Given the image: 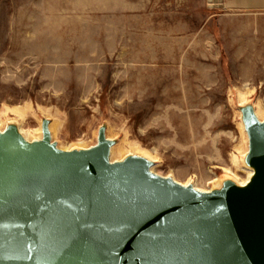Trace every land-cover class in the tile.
<instances>
[{
	"label": "rangeland",
	"instance_id": "1",
	"mask_svg": "<svg viewBox=\"0 0 264 264\" xmlns=\"http://www.w3.org/2000/svg\"><path fill=\"white\" fill-rule=\"evenodd\" d=\"M249 110L264 122V9L0 0L5 131L21 124L35 137L42 127L43 138L47 127L51 142L75 150L104 133L117 162L141 156L161 176L218 191L254 170Z\"/></svg>",
	"mask_w": 264,
	"mask_h": 264
},
{
	"label": "water",
	"instance_id": "2",
	"mask_svg": "<svg viewBox=\"0 0 264 264\" xmlns=\"http://www.w3.org/2000/svg\"><path fill=\"white\" fill-rule=\"evenodd\" d=\"M244 186L205 192L86 151L0 134V264H264V122L249 110Z\"/></svg>",
	"mask_w": 264,
	"mask_h": 264
},
{
	"label": "bare ground",
	"instance_id": "3",
	"mask_svg": "<svg viewBox=\"0 0 264 264\" xmlns=\"http://www.w3.org/2000/svg\"><path fill=\"white\" fill-rule=\"evenodd\" d=\"M242 97H243V95H242ZM241 101H244V99L243 98H241ZM27 111H29V110H27ZM7 112V111H6ZM14 112H16V111H14ZM20 112H25V111H20ZM14 114V113H13ZM24 114V113H23ZM14 115H16L17 116V114H14ZM4 117V116H3ZM20 117H21V120H22V122H24V115H20ZM5 119V118H4ZM10 122V121H9ZM12 122V121H11ZM4 123V122H3ZM2 126V125H1ZM4 126V125H3ZM2 126V127H3ZM57 126V125H56ZM6 129H7V127H6ZM25 130V129H24ZM41 130H42V127L40 128H37L36 129V135L37 136H35V137H32V136H30V135H27V134H25L24 133V131H23V128H22V125L20 124L19 126H17V132L21 135V136H23L27 141H29V142H37V141H40V140H42V135H41ZM5 132V128H3V129H1L0 128V134H2V133H4ZM27 132V131H26ZM55 134V133H54ZM32 135V134H31ZM134 144V143H133ZM61 147H63V146H61ZM61 147H59V148H61ZM131 148V147H130ZM61 149H63V150H69V151H74L75 149H69V148H61ZM86 150H89V148H87V147H80L79 149H78V151H86ZM122 150V149H121ZM133 150H135V149H133ZM117 151V150H116ZM121 152V151H120ZM119 152V153H120ZM126 152V151H125ZM115 151L113 150V148H111V150H110V161L111 162H117V160H119L118 158H117V155H116V157L114 156L115 155ZM131 153V152H130ZM134 153V152H133ZM118 154V153H117ZM124 155V154H123ZM143 156V155H142ZM141 157V156H140ZM144 157V156H143ZM148 160V159H147ZM156 161V160H155ZM120 162V161H119ZM153 172H155L156 173V171L152 168L151 169ZM254 173H255V171L254 170H249V176H248V178L247 179H245V180H243V181H241L240 182V184L238 185V186H241V187H244V186H246L248 183H249V181L251 180V178H252V176L254 175ZM157 174V173H156ZM237 178V177H236ZM183 185H185V186H189L188 184H183ZM192 186V185H191ZM194 188H196V189H198V190H201V189H199L198 187H196V186H194ZM201 191H205V190H201ZM205 192H210L209 190H206Z\"/></svg>",
	"mask_w": 264,
	"mask_h": 264
},
{
	"label": "crops",
	"instance_id": "4",
	"mask_svg": "<svg viewBox=\"0 0 264 264\" xmlns=\"http://www.w3.org/2000/svg\"><path fill=\"white\" fill-rule=\"evenodd\" d=\"M228 6L236 8L264 9V0H226Z\"/></svg>",
	"mask_w": 264,
	"mask_h": 264
}]
</instances>
